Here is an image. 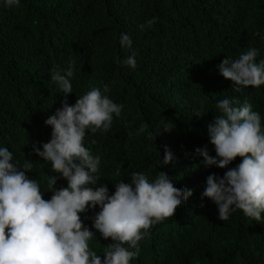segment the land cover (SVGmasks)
<instances>
[{"label":"trees","instance_id":"obj_1","mask_svg":"<svg viewBox=\"0 0 264 264\" xmlns=\"http://www.w3.org/2000/svg\"><path fill=\"white\" fill-rule=\"evenodd\" d=\"M152 19L156 23L148 26ZM121 33L132 38L131 51L120 46ZM250 48L258 49L257 62L264 59V0H21L18 8L0 6V147L21 166L31 160L28 175L49 189V176L56 174L32 146L50 141L45 121L66 99L51 74L75 61L70 104L107 85L110 98L123 105L107 133L85 137L86 148L101 159L98 184L114 194L115 184L130 182L135 172L150 181L165 172L194 193L175 216L151 228L132 264H264V221L242 210L220 220L217 206L202 194L207 177H222L227 169L204 166L196 153L207 147L216 155L208 129L219 100L250 103L264 118V86L237 92L217 68ZM132 52L135 69L123 65ZM164 124L173 130L161 129L155 139ZM165 145L176 159L159 168L155 161ZM66 186L58 179L57 188ZM99 210L82 214L90 228ZM92 230L97 239L90 247L103 259L113 241Z\"/></svg>","mask_w":264,"mask_h":264},{"label":"clouds","instance_id":"obj_2","mask_svg":"<svg viewBox=\"0 0 264 264\" xmlns=\"http://www.w3.org/2000/svg\"><path fill=\"white\" fill-rule=\"evenodd\" d=\"M0 6L18 8L21 0H0ZM155 23L152 19L147 25ZM133 44L130 35L121 33L122 48L131 51ZM259 56L258 49L250 48L238 59L227 57L217 68L224 78L234 82L235 91L242 92L249 86L259 89L264 86V59L257 62ZM123 65L137 67L135 52L124 59ZM76 71L72 61L67 69L51 74L66 99L45 121L52 129L50 141L32 146L35 155L50 162V170L56 174L49 176V189L42 190L39 181L28 175L31 160L21 166L7 147H0V264H132L140 255V242L151 235V228L175 216L177 208L194 194L191 189L178 188L165 172L151 181L143 172H135L130 182L115 184L114 194L106 183L98 184L101 159L86 148L85 137L89 131L107 133L114 117L121 115L123 105L110 98L107 85L92 88L70 104L67 97L74 93ZM236 103L224 98L216 104L217 115L208 129L216 155H211L207 147L196 149L204 166L227 169L222 177L215 173L207 177L202 196L217 206L222 221L242 210L247 217L261 222L264 118L250 103ZM173 128L164 124L154 133L155 139L162 134L161 129L171 132ZM237 157L242 158L241 162L230 167ZM175 159L165 145L163 156L160 154L155 164L167 167ZM61 178L67 186L57 188ZM47 192L53 193L48 200L44 198ZM98 206L100 210L91 217L90 228L82 214ZM92 228L105 240L113 241L101 252L103 259L90 247V242L97 239Z\"/></svg>","mask_w":264,"mask_h":264}]
</instances>
